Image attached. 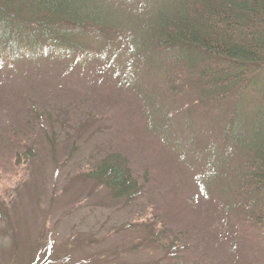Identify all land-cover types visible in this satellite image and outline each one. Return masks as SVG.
I'll return each instance as SVG.
<instances>
[{
	"label": "trees",
	"instance_id": "16d2710c",
	"mask_svg": "<svg viewBox=\"0 0 264 264\" xmlns=\"http://www.w3.org/2000/svg\"><path fill=\"white\" fill-rule=\"evenodd\" d=\"M130 2L0 0V60L9 64L23 61L39 67L41 64L52 67L61 61L69 65L68 61L73 58L75 65L80 66L83 61L92 59L94 53L99 54L94 46L103 44L101 35L106 30H132L135 43L120 37L119 42H126V45L116 44L114 48L104 45L99 57L96 55L94 58L109 66L116 57L122 56V67L135 69L133 80L122 81V85L135 93H139L140 84L145 86L143 102L151 109L147 114H159L160 124L167 118L169 125L163 130L165 136L168 134V143L174 144L173 139L178 138L181 143L174 146L186 157L194 158L198 169L203 164L210 172L218 168L223 173V179L216 180L225 187L227 195H223V203L229 207L231 216L241 217L238 234L249 241L263 242L264 0H158L155 6H150V14L144 10L135 18L128 14ZM146 67H151L149 73ZM16 69L12 67L10 70L17 74ZM2 88L0 82V93ZM18 100L22 103L19 104ZM23 100V96L17 98L13 108V117L16 115L13 120L19 121L20 125L16 127L12 122L13 129L5 133V143L1 144L0 157L5 148L10 149L0 158V183L6 195L11 191L6 186L10 178L19 172L25 174L26 169L31 173L34 168L46 165L43 162H46L48 150L44 148V142L50 143V138L56 136V145L58 139L68 138L69 130L76 128L64 123L60 127L65 126L66 132L59 129L57 134L51 132L48 137L43 130V119L52 118L51 113L46 109L29 107ZM175 100L178 104H174ZM176 110L177 114L168 116ZM202 115L211 120L206 122ZM196 121L201 129L202 142L194 151L195 143L189 130L196 129ZM178 124L183 126L180 129L182 140L174 135ZM188 135L191 142L186 145L184 141ZM222 139L225 142L217 148V141ZM113 143V148L102 147L92 152L88 170L100 175L103 195L94 196L95 201L91 202L84 215L87 218L101 208L114 211L103 201L106 190L110 200L136 207L132 211L130 231L136 229L143 233L136 237L134 247L130 245L129 249L128 245L125 250L112 245L108 251H97L96 254H101L102 258L97 259L96 264L116 261L123 264L125 261L120 256L133 254L136 248L142 249L147 244L159 247L162 252L179 248L177 239H183L186 244L190 240L188 228L183 225L175 230L169 225L161 215V205L153 198L151 189L146 196L141 194L144 188L139 182L148 184L137 179L122 147L117 140ZM211 149L216 151L207 155ZM40 157L43 160L37 163ZM22 164H25L23 169ZM228 172L231 173L228 175ZM83 175L82 179H90L88 174L83 172ZM2 192L0 223H11L8 208L14 206V201L5 202ZM139 201L143 208L139 207ZM78 206H81V201L76 203ZM78 223L70 228L76 238L67 245L66 251L77 247L82 220ZM4 227L0 228V233ZM88 232V237L95 233ZM42 234L40 231V236ZM110 234L100 238H107ZM42 248L52 260L39 258L41 264H50L54 259V247L46 243ZM74 260L66 259L65 264H73ZM175 262L169 258L168 264ZM87 264H91L90 261Z\"/></svg>",
	"mask_w": 264,
	"mask_h": 264
},
{
	"label": "rangeland",
	"instance_id": "374dc122",
	"mask_svg": "<svg viewBox=\"0 0 264 264\" xmlns=\"http://www.w3.org/2000/svg\"><path fill=\"white\" fill-rule=\"evenodd\" d=\"M157 2L131 0L128 14L134 18L144 10L150 14V6H155ZM132 33L129 29L106 30L101 35L103 44L94 46L99 54L94 53L92 59L83 61L80 66L75 65L73 58L68 61L69 65L61 61L52 67L45 64L39 67L38 64L23 61L9 64L0 60V82L3 84L0 93V154L5 133L13 129L12 122L16 127L20 125L19 121L13 120L16 118V115L13 117V108L15 100L21 96L27 106L46 109L53 116L43 119V130L48 137L51 132L57 134L59 129L66 132L65 126L60 127L64 123L76 126L75 129L69 127V137L58 139V144L54 145L56 136L50 138V143L44 142L43 146L48 150L46 162H43L46 165H40L39 170L34 168L31 173L26 169L25 174L19 172L10 178L6 186L11 191L7 195L2 192L0 183L4 201H14V206L8 208L11 223H0V228L5 225L0 233V264H30L32 261L33 264H41L46 257L52 260L43 252L42 245L46 243L54 247V259L50 264H65L70 258L75 259L73 264H87L89 261L96 264L97 259L102 258L101 254H96L97 251H108L112 245L120 249L127 245L128 249L130 245L134 247V240L143 233L136 229L130 231L135 206H123L121 201L110 200L105 190L103 201L114 211L101 208L87 218L84 215L91 202L95 201L94 196L103 195L100 175L88 170L92 152L102 147L113 148L116 140L132 164L137 179L148 184L139 182L144 188L141 194L146 196L151 189L153 198L161 205L163 218L175 230L185 225L190 239L186 244L183 239H177L179 248L172 252H162L159 247L150 244L142 249L136 248L133 254L119 257L125 261L123 264H168L169 258L176 261L174 264H264V241H249L238 234L241 217L231 216L229 207L223 203L226 190L216 180L223 179V173L217 167V171L210 172L203 164L198 169L194 158L192 161L174 146L181 143L178 138L173 139L174 144L168 143V134L165 136L163 130L169 125L167 118L160 124L159 114H147L151 109L143 102L145 86L140 84L139 93H135L130 87L122 85V81L133 80L135 70L133 67H122V56L116 57L109 66L94 58L96 55L99 57L104 45L113 48L116 44L126 45V42H119L120 37L135 43L136 37ZM12 67L18 68L15 70L18 75L11 72ZM150 71L151 67H146V72ZM174 104L178 101L175 100ZM177 113L178 110L171 111L168 116ZM99 117L101 120L96 122ZM202 118L206 122L211 120L205 115ZM198 124L196 121V129L189 130L195 143L194 151L202 142ZM182 127L178 124L174 130V135L181 140ZM189 135L184 141L186 145L191 142ZM224 142L225 139L218 140L216 147L220 148ZM9 150L5 148L2 156ZM214 151L211 149L207 155ZM42 160L43 157H40L36 162ZM24 167L25 164H22L21 169ZM83 172L90 179H82ZM78 201H81V206L76 207ZM138 205L144 207L141 201ZM80 220L82 223L78 230L81 235L77 247L66 251L67 245L76 238L70 228L80 224ZM88 230L95 233L88 237ZM40 231L43 233L41 236ZM107 234H110L109 237L100 238ZM109 264L122 263L116 261Z\"/></svg>",
	"mask_w": 264,
	"mask_h": 264
},
{
	"label": "bare ground",
	"instance_id": "6f19581e",
	"mask_svg": "<svg viewBox=\"0 0 264 264\" xmlns=\"http://www.w3.org/2000/svg\"><path fill=\"white\" fill-rule=\"evenodd\" d=\"M24 101V100H23ZM18 103L21 104L22 103V100H18Z\"/></svg>",
	"mask_w": 264,
	"mask_h": 264
}]
</instances>
